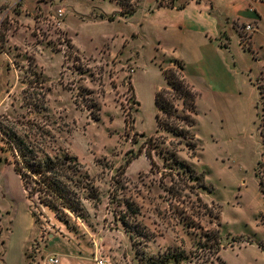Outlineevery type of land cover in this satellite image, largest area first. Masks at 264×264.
<instances>
[{
    "label": "rangeland",
    "instance_id": "obj_1",
    "mask_svg": "<svg viewBox=\"0 0 264 264\" xmlns=\"http://www.w3.org/2000/svg\"><path fill=\"white\" fill-rule=\"evenodd\" d=\"M70 2L66 32L54 23L64 11L59 0H0V125L52 156L68 153L83 181L97 189V200L78 192L79 213L61 221L36 197L28 199L44 242L65 234L80 256L108 264H148L167 248L185 252L181 264H217L200 248L220 220L223 261L264 264V198L255 176L264 184V75L255 81L258 116L248 109V92L224 109L197 93L192 151L189 140L158 130L154 95L165 81L158 64L132 62L140 45L117 6ZM142 148L141 158H133ZM10 162L11 153L0 150V169L7 173ZM185 166L203 177L205 188Z\"/></svg>",
    "mask_w": 264,
    "mask_h": 264
},
{
    "label": "crops",
    "instance_id": "obj_2",
    "mask_svg": "<svg viewBox=\"0 0 264 264\" xmlns=\"http://www.w3.org/2000/svg\"><path fill=\"white\" fill-rule=\"evenodd\" d=\"M108 1L121 12L117 0ZM59 3L66 17L71 2ZM119 17L126 22L131 41L140 45L132 56L133 63L142 58L158 64L160 71L164 63L173 67V61H179L187 83L196 93L210 97L224 109L235 96L248 92V109L258 116L260 93L255 81L264 75V0H137L132 12ZM247 24L255 27L248 49L240 43L241 27ZM61 26L67 32L64 20ZM196 109L197 123V100ZM8 169L7 173L3 167L0 169V264H42L44 254L59 258L60 264H95L91 254L80 256L65 234L48 235L44 242L28 212L20 180L12 167Z\"/></svg>",
    "mask_w": 264,
    "mask_h": 264
},
{
    "label": "trees",
    "instance_id": "obj_3",
    "mask_svg": "<svg viewBox=\"0 0 264 264\" xmlns=\"http://www.w3.org/2000/svg\"><path fill=\"white\" fill-rule=\"evenodd\" d=\"M117 1L122 7L119 14L125 16L134 10L137 0L132 5L129 4V0ZM173 64L174 67L168 69L160 67L165 86L154 95L155 123L158 130L189 140L186 145L193 151L197 147L196 142L193 141L195 134L192 132L196 125L197 93L184 77L183 64L179 61H173ZM93 119L96 120L97 118L94 117ZM259 132L261 137L264 138V133L260 130ZM1 134L6 138L3 141L4 146L0 150L11 153L12 162H10V165H12L14 173L20 180L21 186L26 193V198L32 199L36 197L37 203L53 211L58 220L61 221L67 212L79 213L81 202L78 192L86 190L88 198L98 199L96 195L97 189L83 181L81 166L74 157L68 153L52 156L46 153L41 146L27 142L17 136L13 130L6 129L0 125ZM262 143L264 144V142ZM142 152L143 148L133 158H137ZM143 154L150 162V165L153 166L151 152L144 150ZM131 159L126 160V166L131 162ZM260 165L258 161L257 166ZM185 167L190 172L189 177L194 178L199 187L205 188L203 177L195 175L189 166ZM255 176L258 178V188L264 198L263 181L258 176L257 171ZM198 203L207 216H213L207 204L199 199ZM128 211L130 214L135 213L131 205H128ZM220 226V221H216L215 227L217 229L205 234L200 249H202L206 257L214 258L217 264H226L219 256L222 249L220 244ZM184 255L185 252L183 250L177 252V250L167 248L163 255L149 258L148 264H172V262L173 264H181ZM207 263L214 264L213 260L207 261Z\"/></svg>",
    "mask_w": 264,
    "mask_h": 264
},
{
    "label": "built area",
    "instance_id": "obj_4",
    "mask_svg": "<svg viewBox=\"0 0 264 264\" xmlns=\"http://www.w3.org/2000/svg\"><path fill=\"white\" fill-rule=\"evenodd\" d=\"M65 16V12L62 10H58L56 13V18L54 20L55 26L60 27L63 17ZM255 31V27L252 24H247L241 27L240 30V43L246 49L250 47L252 35ZM259 176V175H258ZM260 177V176H259ZM44 239V237H43ZM95 264H108L107 260L103 257L97 256L94 258ZM42 264H60V259L54 256L47 257Z\"/></svg>",
    "mask_w": 264,
    "mask_h": 264
}]
</instances>
